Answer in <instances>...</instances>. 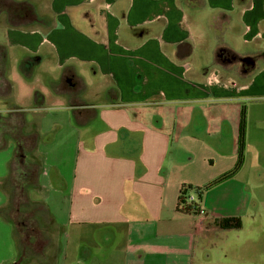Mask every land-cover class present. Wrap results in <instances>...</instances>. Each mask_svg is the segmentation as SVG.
<instances>
[{"label":"crops","instance_id":"crops-1","mask_svg":"<svg viewBox=\"0 0 264 264\" xmlns=\"http://www.w3.org/2000/svg\"><path fill=\"white\" fill-rule=\"evenodd\" d=\"M63 1L69 2L61 9L55 0L39 6L53 14L54 23L48 30H24L33 36L32 45H17L20 54L7 47L13 93L0 102V111L12 102L23 107L28 127L39 134L42 169L31 189L40 197L36 201L47 203L55 222V264H195L200 256L210 257L212 246L201 238L220 227L216 221L225 215L215 210L209 215L200 204L204 214L189 215L196 221L188 231L167 233L165 217L182 215L175 207L185 182L174 169L193 159L195 153L184 143L196 140L225 161L221 173H232L229 181L264 182L263 164L246 165L245 160L254 146L252 108L264 106V66L244 81L217 67L203 70L213 45L205 48L194 36L183 0ZM201 2L209 14L214 9L237 14L243 30L232 34L242 38L240 48L230 39L235 50L248 43L264 49V0ZM198 4L187 2L191 9ZM181 42L190 47L179 61L176 45ZM200 47L206 56L198 61ZM24 54L31 55L26 69L36 65L29 80L17 70ZM37 54L39 61L33 60ZM45 73L62 76V83L73 87L81 79L87 101L54 93ZM112 84L118 100H96ZM35 90L42 94L39 106ZM260 108L254 122L264 125ZM12 151V142L0 150V180ZM243 192L241 210L226 215L238 217L241 225L242 208L252 200L246 202L249 195ZM6 202L0 186V206ZM12 240L11 225L0 219V264L14 259Z\"/></svg>","mask_w":264,"mask_h":264},{"label":"trees","instance_id":"trees-1","mask_svg":"<svg viewBox=\"0 0 264 264\" xmlns=\"http://www.w3.org/2000/svg\"><path fill=\"white\" fill-rule=\"evenodd\" d=\"M195 10L205 6L201 0ZM239 0H237L238 2ZM188 0H183L185 8ZM191 9V8H190ZM121 20L124 14L120 15ZM0 21L10 28L29 30L39 27L48 30L53 26L54 16L50 12H43L39 9L34 0H0ZM236 23L237 29L232 26ZM145 25H141L144 27ZM139 26V28H141ZM206 28L213 41V58L217 52L223 56L233 57L232 63L220 60L217 68L226 74L234 76L241 81L248 80L258 69L264 66V49L254 47L252 44H244L241 50H235L231 46V40L226 34H237L243 30V25L238 20L235 12L214 9L206 19ZM148 34V31L145 33ZM23 50L17 48L20 54ZM29 54H24L17 62V70L27 80L35 74L36 65L26 69L25 65L31 60ZM249 57L256 61V65L240 63L243 58ZM184 58H177L182 61ZM10 66V57L7 46L0 44V102H7L13 93L12 82L7 77ZM228 66V67H225ZM44 80L51 87L54 93L62 95L67 99L71 96L81 97L82 101L86 93V85L81 79L76 86H68L62 83L63 77L52 78L45 73ZM119 90L115 85L107 86L96 98L104 102H116ZM42 94L35 90L34 104L39 106L42 103ZM241 132L245 124L244 108L241 111ZM39 141V134L35 129L28 127L26 113L23 107L17 103H9L6 111H0V150L4 149L9 142L13 143V151L8 162L6 176L0 180V186L6 192L7 202L0 206V219L11 225L14 250L16 252L12 261L6 264H55L57 247L52 235L55 222L51 216L47 203L44 201L32 200L29 197V190L38 184L39 173L42 169V162L36 153ZM239 159L240 156H239ZM232 174V173H231ZM225 175L223 178L229 177ZM187 188H193L191 184H182L176 200V211L181 214L198 215L201 206L194 198L186 196ZM197 196L201 199L202 187H195ZM216 224L223 225L222 228L240 227L238 217H224L216 221Z\"/></svg>","mask_w":264,"mask_h":264},{"label":"rangeland","instance_id":"rangeland-1","mask_svg":"<svg viewBox=\"0 0 264 264\" xmlns=\"http://www.w3.org/2000/svg\"><path fill=\"white\" fill-rule=\"evenodd\" d=\"M34 2L38 7H43L51 0H34ZM67 2L69 1L55 0V4H58L57 8L62 7ZM63 8L62 11H64ZM209 11V7L197 11L194 7L188 9V14L191 15V20L194 21L192 22L193 34L199 40H203L201 44L205 48L213 45L210 33L206 28ZM32 37L24 30L10 28L3 21H0V44L6 45L11 52L17 50V45L21 43L25 42V44L32 45ZM228 38L234 39L236 48L241 47V36L228 34ZM202 48L198 49V55L196 56L198 61L206 56V50L204 52V48ZM33 60L39 61L40 54L35 55ZM230 106L232 105L230 104ZM258 107H261L259 110L264 111V106H254L252 108L254 119L250 128V141L254 146L248 151L245 160L246 165L263 164L264 166V125H257V122H254L256 118H260V116H256L258 115ZM184 144L195 153V156L191 161L187 160V162L178 165L174 169L175 173L173 175L184 180L185 184H192L193 188H187L186 196H192L195 201L206 207L210 212L209 215L215 214V210L216 214L225 215L220 217L224 218L232 210L233 213H235V210L240 211L243 191L249 195L246 202L252 199L246 208H242L245 217L242 218L243 223L240 227L222 228L223 225H219L220 227H217L214 232H210L208 236L201 238L203 242L212 246L210 249L211 255L208 258H200V256L195 264H261V261L264 262V182L250 183L249 181L248 183L246 181L244 184H240L237 180L231 182L228 179L229 177L223 178L224 174L221 171L222 163L225 161L218 157L214 151L201 143L196 144V140H187ZM197 186L202 187L201 199L198 198L195 190ZM29 197L32 200L40 198L32 189L29 191ZM254 201L256 202L255 205ZM195 221V218L192 219L187 214L180 215L173 212L165 217L164 225L167 233L173 235L188 231V228H191L190 226ZM156 222L155 227L159 225ZM154 240L158 241L156 238ZM68 253H71L70 249Z\"/></svg>","mask_w":264,"mask_h":264},{"label":"flooded vegetation","instance_id":"flooded-vegetation-1","mask_svg":"<svg viewBox=\"0 0 264 264\" xmlns=\"http://www.w3.org/2000/svg\"><path fill=\"white\" fill-rule=\"evenodd\" d=\"M216 57H218L219 59L217 60V59L211 57L208 61H205V62H207V65L205 64L202 69L205 70L206 68H209V67L215 68L220 60H222L223 62H228V63H232V61H233V57L223 56L222 53H219V52H217ZM241 62L242 63L245 62L247 65H256V61L252 60L249 57L243 58L240 61V63ZM225 67H228V66H225ZM4 264H6V263H4Z\"/></svg>","mask_w":264,"mask_h":264},{"label":"water","instance_id":"water-1","mask_svg":"<svg viewBox=\"0 0 264 264\" xmlns=\"http://www.w3.org/2000/svg\"><path fill=\"white\" fill-rule=\"evenodd\" d=\"M190 43L184 42V43H178L176 45L177 55L182 57L185 54H188L189 52ZM68 83H70V79H67Z\"/></svg>","mask_w":264,"mask_h":264},{"label":"built area","instance_id":"built-area-1","mask_svg":"<svg viewBox=\"0 0 264 264\" xmlns=\"http://www.w3.org/2000/svg\"><path fill=\"white\" fill-rule=\"evenodd\" d=\"M191 198H192V196H191ZM203 214H204V210L201 208L198 215H203Z\"/></svg>","mask_w":264,"mask_h":264}]
</instances>
